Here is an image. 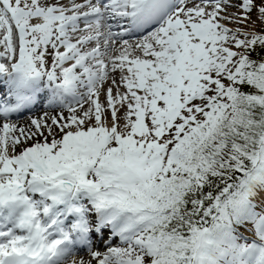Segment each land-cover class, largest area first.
I'll use <instances>...</instances> for the list:
<instances>
[{"label":"snow or ice","instance_id":"snow-or-ice-1","mask_svg":"<svg viewBox=\"0 0 264 264\" xmlns=\"http://www.w3.org/2000/svg\"><path fill=\"white\" fill-rule=\"evenodd\" d=\"M0 264H264V0H0Z\"/></svg>","mask_w":264,"mask_h":264},{"label":"bare ground","instance_id":"bare-ground-1","mask_svg":"<svg viewBox=\"0 0 264 264\" xmlns=\"http://www.w3.org/2000/svg\"><path fill=\"white\" fill-rule=\"evenodd\" d=\"M40 107H41V105H37V109H38V110L40 109Z\"/></svg>","mask_w":264,"mask_h":264}]
</instances>
